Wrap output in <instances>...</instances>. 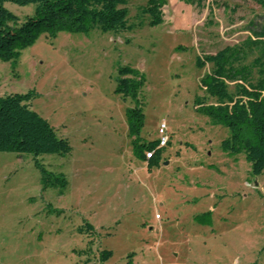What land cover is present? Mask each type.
Masks as SVG:
<instances>
[{"label":"rangeland","instance_id":"1","mask_svg":"<svg viewBox=\"0 0 264 264\" xmlns=\"http://www.w3.org/2000/svg\"><path fill=\"white\" fill-rule=\"evenodd\" d=\"M126 1L130 30L41 34L14 69L0 60V96L34 90L31 109L70 145L37 156L47 185L31 154L0 152V264H264V170L224 152L229 130L193 102L209 70L196 56L264 29V7L167 0L150 26L147 0ZM5 6L21 20L34 7ZM124 66L144 78L137 102L117 91ZM136 106L139 144L157 141L161 123L169 136L150 169L128 131Z\"/></svg>","mask_w":264,"mask_h":264},{"label":"trees","instance_id":"2","mask_svg":"<svg viewBox=\"0 0 264 264\" xmlns=\"http://www.w3.org/2000/svg\"><path fill=\"white\" fill-rule=\"evenodd\" d=\"M182 1L200 10L208 0ZM254 1L264 7V0ZM6 3L34 7L21 20L6 8ZM166 3L167 0H147L141 7V13L149 15L150 26L163 22L162 9ZM126 4V0H0V60L10 62L14 69L21 51L41 34L55 38L59 32L130 30ZM206 65L209 70L199 79L204 94L194 97V107L213 124L229 130V135L220 143L221 149L228 154L244 152L251 173L258 176L264 170V29L240 44L196 56L198 69ZM118 74L117 91L139 101L138 94L144 83L142 74L129 66L119 68ZM36 96L34 90L0 96V152L31 154L47 185L52 184L48 179L51 175L37 161V156L63 155L69 152L70 145L44 117L31 109L30 103ZM127 121L135 154L146 162L148 169L157 166L165 146L157 148L158 141L137 142L143 121L140 107L128 109ZM146 152H152L149 158ZM54 180L61 186L65 184L63 177H54ZM85 226L89 232L93 231L91 225ZM110 254L104 251L102 257Z\"/></svg>","mask_w":264,"mask_h":264},{"label":"built area","instance_id":"3","mask_svg":"<svg viewBox=\"0 0 264 264\" xmlns=\"http://www.w3.org/2000/svg\"><path fill=\"white\" fill-rule=\"evenodd\" d=\"M158 134H159V138H158V144H157V148L160 147H164L167 145L168 141H169V136L167 134V130H166V125L165 123H161L159 128H158ZM152 152H146V158H149L151 156Z\"/></svg>","mask_w":264,"mask_h":264}]
</instances>
